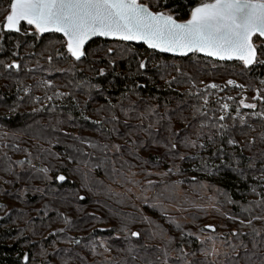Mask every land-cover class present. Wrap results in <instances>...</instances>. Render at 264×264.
Returning a JSON list of instances; mask_svg holds the SVG:
<instances>
[{"label": "trees", "instance_id": "obj_1", "mask_svg": "<svg viewBox=\"0 0 264 264\" xmlns=\"http://www.w3.org/2000/svg\"><path fill=\"white\" fill-rule=\"evenodd\" d=\"M141 1L151 3V0ZM7 3L8 0H0V27ZM195 3L198 0H168V5L179 19H187L189 7L186 5L194 6ZM17 34L0 31L3 37L0 39V161L7 154L13 162L12 172L0 168V264H26L22 259L24 253L29 254L28 264L58 260V256L52 255L53 248L79 252L86 258V264H107L105 257H110L115 264H146L148 258L155 260L160 255L157 246H166L173 251L181 244L189 253L196 251V256L189 259L203 262L205 257L198 249L210 247L213 241L221 255L207 259H214L215 264H227L230 257L223 253L230 251L228 244L238 243L241 239L249 249L257 250L252 249L250 236L233 235V229L244 233L250 229L230 217L239 215L241 219H249L242 208L259 199L250 189L256 187L257 192H261V186H264V181L259 179L261 164L264 163L259 159L261 150H264V141L260 139V134L264 133V118L252 115L253 112H264V100L259 98L264 96V65L245 68L242 62L223 63L198 55L174 58L148 50L145 46L105 40L91 42L87 46L89 56L75 61L59 42L63 40L60 35L34 38L29 34L18 40ZM108 47L114 49L112 54L107 53ZM124 48L131 51L121 52ZM57 52L62 55L57 56ZM49 56L51 61L47 59ZM140 59H147L148 63L146 69L138 72ZM12 60L19 61V70L5 67ZM112 60L116 63H110ZM176 67H179V72ZM100 68L105 70L103 75L97 74ZM229 79L235 80L237 85H244L249 95H240L242 88L228 85ZM47 80H52L53 86H38ZM133 81L144 87L135 92L129 91ZM213 83L220 87L205 89L206 85ZM95 84H100L101 90L89 87ZM26 87L28 92L24 91ZM57 91L72 93L76 100L70 96H55ZM201 95L208 96L207 102L200 99ZM250 95L257 97L255 108L247 107L249 104L245 98L250 99ZM37 96L40 97L38 102L35 100ZM46 96H53V99L46 100ZM106 98L117 106L113 111L121 119L124 117L119 111L120 106L128 105L129 99L136 100L141 111L146 106H155L158 115L145 119V125L156 123L163 117L156 125L160 130L156 139L163 140V143L147 149L141 147L138 152L140 159L127 154L124 157L130 165H135L131 171L136 174L137 184L126 183L119 177L114 179L110 165L107 169L104 166L94 167V164H101L104 154L77 139L80 137L97 144L126 143L127 138L120 139L115 133L108 132L112 124L105 120L109 115L107 107L104 111H96L101 105L106 106ZM241 99L245 101L243 105L240 104ZM77 101L79 107L76 106ZM225 103L229 109L221 111ZM193 106L201 110L195 116ZM81 112L92 120H101L103 128L92 120L84 119ZM221 115L225 116L222 122L219 121ZM168 117H171L173 130H180V135L173 137L172 142L177 143L179 151L185 156L198 154L202 157L207 161L206 169L199 159L181 161L166 155L167 149L163 144L167 143L164 138L168 133L164 129L169 123ZM241 117L245 120L244 125L239 123ZM201 121L208 125L202 129L203 133L215 132L210 127L215 122L228 124L227 134L222 139L218 137V143L207 149L180 145L178 141L184 136L197 139L195 133L201 130ZM130 123L137 121L132 119ZM117 127L124 131L122 125ZM37 132H42L43 138L37 136ZM229 136L239 143L228 145ZM252 137L255 140L249 143ZM199 139L207 145L204 136ZM220 143L224 144V155L213 156ZM41 146L59 153V158L40 153ZM76 148L81 151H76ZM28 152L32 153V163L37 168L48 165L53 168L49 175H56L58 170L67 179L63 183L28 179L25 169L29 166L15 164V161L23 160ZM38 154L40 159L35 158ZM157 156L161 157L159 162L155 159ZM248 157H256L253 161L255 168L247 167ZM145 160L149 162L144 163ZM173 163L179 165V172L173 169L163 176L148 174L167 173ZM116 167H120L119 162ZM236 167L244 170V176L232 170ZM125 171H128V166H125ZM16 174L23 178L17 180ZM146 179L156 182L155 185L149 187L144 183ZM101 181L102 184L99 183ZM165 185H174V190L168 192ZM25 187L29 191L21 196L20 192ZM35 187L44 188L47 194L32 191ZM161 192L165 195L160 196ZM81 195L86 198L80 200L78 197ZM157 199L162 204L153 207ZM60 213L71 217L74 226L66 225ZM253 214L262 213L254 207ZM124 216L132 221L130 230L139 231L140 237L121 232L117 238L112 229L119 228ZM177 223L180 228L176 227ZM253 223L258 228L264 226L261 221ZM206 224L215 225V230L204 228ZM61 228L65 231L60 232ZM154 229L157 234L151 236ZM54 230L55 235H52ZM182 232L185 233L183 236ZM188 232L196 233V236H189ZM96 237L102 238L111 251L106 252L98 242L95 252L85 247L90 239ZM168 237L173 239L169 241ZM69 238H82L81 244H70ZM258 250L264 251V248ZM42 251H46L47 256H41ZM70 264H79V261H70ZM240 264L244 261L241 260Z\"/></svg>", "mask_w": 264, "mask_h": 264}, {"label": "snow or ice", "instance_id": "obj_2", "mask_svg": "<svg viewBox=\"0 0 264 264\" xmlns=\"http://www.w3.org/2000/svg\"><path fill=\"white\" fill-rule=\"evenodd\" d=\"M189 7V12L186 13L187 19L177 18V13L172 7L168 5V0H151V3H144L141 0H8L7 7L4 9L3 22L0 31H14L15 33H21L25 37L32 34L34 38H38L41 34L47 32L60 33L63 36V40L59 41L67 49V53L75 60L81 61L89 56L87 50V44L94 37H104L115 41H141L148 45L151 49H159L161 51L187 55L188 53H204L207 56L218 57L223 60L233 59L235 57L241 61L245 68L255 67L256 65H264V0H201L199 3H195L194 6L186 5ZM26 26V27H25ZM0 39H3L0 36ZM256 40H260L259 44ZM19 44L16 45L18 47ZM107 53L112 54L114 49L112 47L107 48ZM131 49H121V52H130ZM60 52H57V56H61ZM49 61L52 57L47 58ZM110 63L115 64L116 61L112 60ZM147 59H140L138 61V69L143 70L147 67ZM6 68H16L19 70L20 63L18 60H12L11 63L5 65ZM177 72L180 71L179 67L175 69ZM64 71V69H60ZM105 70L103 68L98 69L97 74L103 75ZM175 79V78H173ZM83 83V82H81ZM195 82H193L194 84ZM264 83V81H262ZM228 85H236L237 87L243 88L244 85H237L235 80L229 79ZM38 86L51 87L53 86L52 80L42 81ZM91 88L101 90L100 84L89 85ZM144 87V85L138 84L133 81L129 91L135 92L136 89ZM208 87L219 88L220 86L213 83L206 85ZM25 92L29 91V88H24ZM259 95V90H257ZM138 95V92L136 93ZM55 96H70L72 100H76V97L72 93H62L57 91L54 93ZM125 98L128 94H124ZM261 100H264V96H259ZM46 100H52L53 96H46ZM200 99L207 102L208 96L201 95ZM228 99H232L228 97ZM38 102L40 97H35ZM107 104L101 105L96 111H104L107 107L109 115L105 117L108 123L112 124V127L108 129L109 133H115L120 139H126L125 144L120 143H103L97 144L91 140H81L82 144H86L93 149H100L104 154V158L101 164H94V167L104 166L106 169L111 166V174L113 178L119 177L126 183L137 184L136 174L131 171L135 165H130L128 160H125V155H130L134 158L140 159L138 152L141 147L147 149L153 145L163 143V140L156 139L159 129L156 127L160 123L163 117L157 119L156 123L149 122L145 125V119H149L150 116H157L155 106H146L143 111L139 109V105L136 100L129 99L128 105H121L119 111L123 114V119L116 115L113 111L116 109V105L111 103L110 99H107ZM243 99L240 100V104H244ZM76 106L79 107V101L76 102ZM43 107V106H42ZM247 107L255 108V104L247 105ZM193 116L200 113V108L193 106ZM229 109L227 103L223 104L221 111ZM12 111V109H10ZM134 114V115H132ZM253 116H259L264 118V112H253ZM81 116L86 120H92L90 116H84L81 112ZM135 119L137 123L132 124L130 120ZM225 116H219V121H224ZM168 125L164 131L168 133L167 143L163 146L167 149L166 155H170L175 160L178 158L183 161L185 159L201 161V166L207 168V161H205L198 154L195 156H185L184 153L180 152L177 143L172 142L173 137L180 135V130H173L171 127V117H168ZM215 121V117H213ZM96 125L103 128L101 120H92ZM241 125L245 124L243 117L239 119ZM117 125H122L124 131L121 132ZM208 126L204 121H201V130H197L195 135L196 140L191 139L189 136H184L178 143L188 148H199L207 149V147L218 143L217 138H223L227 134L229 128L228 124L225 123H211L210 127L215 129V132L208 134L203 133L202 129ZM251 128V126H249ZM247 135V133H242ZM143 135V138H141ZM37 136L43 138L42 132H37ZM204 136L207 145L199 137ZM261 141H264V133L260 134ZM255 137L249 140L252 143ZM226 143L228 145H236L239 143L238 140L233 139L229 136ZM19 147L18 145L16 146ZM69 147H75L70 145ZM25 151H27L25 149ZM76 151L81 149L76 148ZM40 153H46V156H52L59 158L60 154L43 149L41 146L39 149ZM112 153L111 156L107 153ZM213 156L222 157L224 155V144L220 143V146L215 149L212 153ZM115 157V158H114ZM36 159H40L41 156L38 154ZM32 153L28 152V155L23 160L15 161V164L23 166L27 164L29 167L25 169L28 179L39 178L43 181L51 182L53 180L64 182L67 177L60 173L58 170L56 175H49L53 172V168L45 165L37 168L32 163ZM72 159L71 156L68 157ZM156 161L159 162L161 157L157 156ZM256 157H248L249 168H255L253 161ZM259 159L264 161V150H261ZM239 163V157L237 158ZM120 163V167L117 168V163ZM149 161L145 160L144 163ZM125 166H128V171H125ZM231 167V165H229ZM0 168H3L5 172L13 171V162L5 154V159L0 161ZM175 169L177 172L180 171L179 165L173 163L172 166L167 170V173H152L148 172L149 175H167ZM233 171L239 172L241 176H244V170L236 167ZM17 180L23 177L16 174ZM195 179V178H193ZM259 179L264 181V163L261 164ZM8 182V181H5ZM99 183H103L102 181ZM144 183L149 187L155 185L156 182L152 180H145ZM174 185H165V189L168 192L174 190ZM261 192H257L256 187L250 189L251 193L256 194L259 199L250 201L246 206L242 208V212H246L249 219H241L239 215H232V220H238L240 225L246 226L250 229L248 233H244L237 229H233V235L237 237L250 236L252 249H249L248 244L243 239L239 240L238 243L228 244L229 252L223 253V255L230 257L227 264H240L243 260L244 264H264V251L258 249L264 248V226L258 228L253 223L254 221L264 222V186H261ZM147 190V189H146ZM29 191L25 187L20 195L23 196L25 192ZM32 191L37 193H45L44 188L35 187ZM131 191V189H129ZM47 194V193H45ZM165 193L161 192L160 196H164ZM227 195V194H225ZM80 200H84L86 197L81 195L78 197ZM145 203L147 200L145 199ZM162 204V201L157 199V205ZM47 207V205L45 206ZM215 207V205H213ZM259 208L262 214H253V208ZM39 211V210H38ZM47 214V213H45ZM118 215V214H117ZM167 215V213H165ZM66 225L73 227L71 223V217L60 213ZM97 219H99L97 217ZM148 220V217H144ZM132 221L129 217H121V222L118 229H112L116 234L117 238L119 234L127 233L131 237H140L139 231H131L129 224ZM177 228H180V224H176ZM215 225L206 224L204 228L215 230ZM106 231L107 229H101ZM204 229H201L203 231ZM60 232H64L65 229H59ZM157 230H153L151 236H155ZM185 233H181L183 236ZM55 235V230L52 233ZM189 236H196V233L188 232ZM260 239H257V238ZM127 238V237H126ZM82 238H69L70 244L80 245ZM169 241L173 238L168 237ZM208 240H212V237H208ZM97 242L99 246L103 247L106 252L111 251L107 247L106 242L99 237L90 239L85 247L90 248L92 252L96 251ZM55 241H53V244ZM204 241L201 240L203 245ZM160 255L155 257V260L148 258L146 264H215V260L209 261L208 257H217L221 255L220 250L216 247L213 241L210 247H201L198 250L203 253L205 260L203 262L193 261L189 257H195L196 251L189 253L185 250L181 244L179 247L170 251L168 247L157 246ZM132 248L130 246L129 251ZM64 253L65 255H61ZM102 254V253H98ZM41 256H47L46 251L40 253ZM53 256H58V260H45L44 264H70V261H79V264H86V258L81 256L79 252H75L68 248L56 249L53 248ZM162 257V258H161ZM254 257L256 259H254ZM23 261L28 264L30 257L28 253H24L22 257ZM107 264H115L110 257H105Z\"/></svg>", "mask_w": 264, "mask_h": 264}, {"label": "water", "instance_id": "obj_3", "mask_svg": "<svg viewBox=\"0 0 264 264\" xmlns=\"http://www.w3.org/2000/svg\"><path fill=\"white\" fill-rule=\"evenodd\" d=\"M142 2V1H141ZM5 32L7 33H14V34H17L15 33L14 31H7L5 30ZM50 34H57V35H60L62 36V34L60 33H55V32H47V33H44V34H41V37L43 36H46V35H50ZM63 37V36H62ZM95 40H105V41H112V42H116L115 40H112V39H109V38H104V37H94L92 38V40L87 44V46L95 41ZM120 42H124V43H128V44H134V45H139V46H145L148 50H151V51H154V52H157L159 54H162V55H165V56H169V57H174V58H188V57H191L193 55H198L200 57H203V58H208V59H211V60H214V61H217V62H223V63H233V62H241L239 61L238 59H236L235 57H233V59H219L218 57H211V56H207L206 54L204 53H195V54H192V53H188L187 55H181V54H174V53H169V52H165V51H161L159 49H151L148 47V45L144 44L143 42L141 41H133V42H125V41H120ZM86 46V47H87ZM60 183H63V182H60Z\"/></svg>", "mask_w": 264, "mask_h": 264}, {"label": "rangeland", "instance_id": "obj_4", "mask_svg": "<svg viewBox=\"0 0 264 264\" xmlns=\"http://www.w3.org/2000/svg\"><path fill=\"white\" fill-rule=\"evenodd\" d=\"M199 2H201V0H198V3ZM18 35V40H21V39H23L25 36L24 35H22L21 33H18L17 34ZM261 41L260 40H256V43L257 44H259ZM230 86H234V85H230ZM236 86V85H235ZM240 95H242L243 97L245 96V95H249V91H248V89H246V88H242L241 90H240V93H239ZM256 99H257V97H255V96H252V95H250V99H248V98H245V100H246V102L250 105V104H257V101H256ZM138 206H141V204L140 203H138ZM203 237H205V235L203 236Z\"/></svg>", "mask_w": 264, "mask_h": 264}]
</instances>
